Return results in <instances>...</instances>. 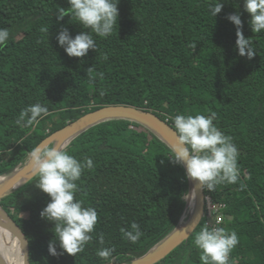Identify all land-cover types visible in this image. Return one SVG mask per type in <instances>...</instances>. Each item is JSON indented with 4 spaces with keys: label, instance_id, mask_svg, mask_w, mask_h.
Returning <instances> with one entry per match:
<instances>
[{
    "label": "trees",
    "instance_id": "16d2710c",
    "mask_svg": "<svg viewBox=\"0 0 264 264\" xmlns=\"http://www.w3.org/2000/svg\"><path fill=\"white\" fill-rule=\"evenodd\" d=\"M217 2L119 0L112 34L92 33L97 48L80 58L68 56L56 38L65 27L73 38L90 31L71 16L57 19L68 0H0V28L10 32L0 46V175L26 165L48 136L104 105L142 108L148 101L168 114L215 112L214 124L225 135L236 132L239 152L238 181L207 191L215 203L228 204L221 227L239 238L228 264H264V31H252L244 0H221L214 17L209 5ZM230 14L241 16L256 51L251 60L239 55ZM36 103L50 115L34 128L18 126L21 110ZM66 151L93 160L76 182L75 198L97 210L98 222L82 252L51 255L55 225L41 218L50 197L36 186L37 175L0 201V215L5 218L6 210L29 241L31 264H108L96 254L103 247L115 248L112 262H132L188 220L192 183L186 168L171 160L172 148L147 125L108 119L75 137ZM133 222L143 233L136 243L121 233ZM204 225L205 219L168 256L179 254L170 264H202L193 241Z\"/></svg>",
    "mask_w": 264,
    "mask_h": 264
},
{
    "label": "clouds",
    "instance_id": "9594fccd",
    "mask_svg": "<svg viewBox=\"0 0 264 264\" xmlns=\"http://www.w3.org/2000/svg\"><path fill=\"white\" fill-rule=\"evenodd\" d=\"M69 8L60 7L57 19L62 21L71 16L85 29L74 38L68 28H62L57 35L58 43L70 57H85L90 49L96 50V41L92 35L108 37L114 31L119 18V0H68ZM221 0L209 5V11L216 17L222 11ZM244 9L251 15L250 25L254 33L264 31V0H244ZM227 19L237 27L236 46L240 56L251 60L256 51L250 38L243 34V21L240 14H230ZM70 21V22H71ZM48 32L47 27L40 29ZM10 36L8 29L0 28V46L6 45ZM107 59V55L104 57ZM94 68L88 69V74ZM102 79L103 73H97ZM95 79V77H91ZM103 95V92L101 93ZM50 115L49 108L40 103L29 105L21 110L15 123L21 128H34L40 121ZM178 142L172 146L171 160L186 167L188 178L199 182L201 187L214 191L217 185L235 184L239 179L237 146L231 136L225 135L214 124L216 113L210 115L178 114L171 118ZM33 173L38 175L36 186L50 197V202L42 209L41 218L53 222L55 237L49 242L48 250L53 256L67 253L76 256L84 250L92 239L90 235L98 222L97 210L84 206L82 200L76 199L79 191L76 183L81 179L85 169H92V158L78 160L62 146L41 144L30 152ZM124 239L136 243L143 235L140 226L133 222L131 230L121 229ZM104 243L103 234L99 237ZM57 242L62 252L57 251ZM194 246L200 251L202 264H228L232 249L239 243L235 231L223 227L205 224L195 234ZM114 247L97 250V256L112 264Z\"/></svg>",
    "mask_w": 264,
    "mask_h": 264
},
{
    "label": "water",
    "instance_id": "95a60500",
    "mask_svg": "<svg viewBox=\"0 0 264 264\" xmlns=\"http://www.w3.org/2000/svg\"><path fill=\"white\" fill-rule=\"evenodd\" d=\"M112 118L129 119L147 125L152 128L158 134L159 138L167 143L171 148L178 142V135L176 134L174 128L159 115L131 105L111 104L101 106L95 110L85 113L76 120L68 122L66 126L48 136L39 145H57L62 146L63 149L66 150L73 139L79 134L100 122ZM36 176L37 175L34 174L32 170L31 159L26 165L16 169L14 172L7 175H0V201L7 195L13 193L31 181ZM190 180L192 183L191 190L195 195V206L193 210H191L188 220L181 225L180 228L165 238L158 246L151 249L145 255L134 259L132 262H112V264L160 263L192 236L203 221L206 207V194L205 188L201 187L198 181L193 179ZM4 212L5 219L0 216V224L22 240L24 264H31L30 245L26 235L9 213L6 210H4ZM0 264L5 263L0 261Z\"/></svg>",
    "mask_w": 264,
    "mask_h": 264
},
{
    "label": "bare ground",
    "instance_id": "6f19581e",
    "mask_svg": "<svg viewBox=\"0 0 264 264\" xmlns=\"http://www.w3.org/2000/svg\"><path fill=\"white\" fill-rule=\"evenodd\" d=\"M187 200L190 210H193L195 206V195L191 193L188 195ZM0 216L5 219L2 215ZM0 251L2 252L0 254V261H3L5 264H24V250L21 239L1 224Z\"/></svg>",
    "mask_w": 264,
    "mask_h": 264
},
{
    "label": "built area",
    "instance_id": "2783aa9c",
    "mask_svg": "<svg viewBox=\"0 0 264 264\" xmlns=\"http://www.w3.org/2000/svg\"><path fill=\"white\" fill-rule=\"evenodd\" d=\"M141 109L148 110V111H151L155 114H158L171 127L174 128L173 120L171 118L174 117L175 115H178V114H168L166 112L159 111V110L153 108L148 101L145 102L144 106ZM207 191H209V190H207L205 188V194H206L205 195L206 207H205V214H204L205 224H207L210 227H212V226L221 227V225L224 221V217H225L224 211L228 209V204L225 202L215 203L211 194L207 193ZM187 197H186V200H187ZM229 258H230V256H229Z\"/></svg>",
    "mask_w": 264,
    "mask_h": 264
},
{
    "label": "rangeland",
    "instance_id": "374dc122",
    "mask_svg": "<svg viewBox=\"0 0 264 264\" xmlns=\"http://www.w3.org/2000/svg\"><path fill=\"white\" fill-rule=\"evenodd\" d=\"M56 117H55V119L56 118H58V115H55ZM235 134H236V132L234 133V132H232L231 134H230V136L232 137V139H234L235 138ZM204 220V219H203ZM2 252L0 251V254H1ZM179 256V254H177V256H171V257H168L166 260H164L163 262H161L160 264H170L171 263V261L173 260V259H175L176 257H178Z\"/></svg>",
    "mask_w": 264,
    "mask_h": 264
}]
</instances>
